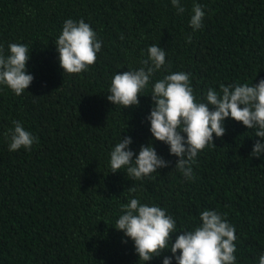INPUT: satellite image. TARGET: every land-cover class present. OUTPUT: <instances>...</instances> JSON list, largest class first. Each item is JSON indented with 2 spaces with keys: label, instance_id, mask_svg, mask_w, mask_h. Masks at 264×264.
<instances>
[{
  "label": "trees",
  "instance_id": "obj_1",
  "mask_svg": "<svg viewBox=\"0 0 264 264\" xmlns=\"http://www.w3.org/2000/svg\"><path fill=\"white\" fill-rule=\"evenodd\" d=\"M193 3L205 12L195 32ZM181 4L182 15L171 0H0V46L7 55L9 43L27 45L26 69L34 77L19 96L0 85V264H139L134 243L114 228L131 198L174 218L173 242L201 224L202 211H218L236 228L235 264H259L264 154L251 157L256 129L226 119L225 135L213 134L216 147L198 153L194 179L186 180L175 169L177 157L152 137L147 117L152 84L169 72L189 74L197 101L221 84L264 79V0ZM67 19H83L102 41L94 65L79 74L63 73L55 47ZM151 45L166 51V63L140 93L139 106L110 103L114 74L141 67ZM13 121L36 137L31 150H8ZM125 136L134 153L151 143L169 166L142 180L126 169L111 173L110 152ZM132 186L135 193L127 190Z\"/></svg>",
  "mask_w": 264,
  "mask_h": 264
},
{
  "label": "clouds",
  "instance_id": "obj_2",
  "mask_svg": "<svg viewBox=\"0 0 264 264\" xmlns=\"http://www.w3.org/2000/svg\"><path fill=\"white\" fill-rule=\"evenodd\" d=\"M171 4L178 14L182 15L186 10L181 0H171ZM191 11L189 26L195 32L202 28L205 12L199 3H193ZM186 42L192 43L191 35L186 37ZM55 47L63 73L79 74L94 65L102 41L83 19H67L55 41ZM147 53L148 57L140 61L141 67L138 69L114 74L107 95L110 103L122 106L123 109L139 106L140 93L166 63V51L159 45L149 46ZM29 59L27 45L9 43L7 55L0 46V85L7 86L18 96L27 90L34 79L26 69ZM150 97L152 108L147 117L150 133L155 141L168 146L170 155L177 157L175 169L186 180L194 179L192 165L198 153L209 144L216 147L213 134L216 138L225 135L224 122L228 118L242 123L247 129H256L255 137L260 139L254 143L251 157L259 159L264 154V143H261L264 140V79L251 85L221 84L219 91L210 88L204 99L197 101L190 86L189 74L169 72L152 84ZM12 123L13 127L5 133L9 139L8 150H31L33 144L38 142L36 137L20 121ZM131 144L130 136L121 137L111 150V173L126 169L128 177L142 180L157 173L158 169L169 166V162L157 155L151 143L148 146L142 145L138 155L131 150ZM127 190L129 193L137 191L134 186ZM121 212L114 228L134 243L139 264H146L167 251L172 255L166 256L163 264H172L173 259L175 264L236 262V228L218 211H202L201 224L176 234L174 242L172 234L176 231V221L165 209L142 204L139 199L131 198L122 206ZM259 264H264V253L259 256Z\"/></svg>",
  "mask_w": 264,
  "mask_h": 264
}]
</instances>
